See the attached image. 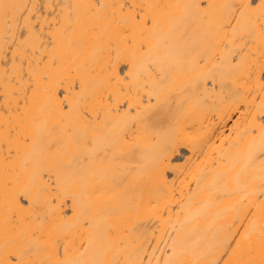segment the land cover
Returning <instances> with one entry per match:
<instances>
[{"label":"bare ground","instance_id":"bare-ground-1","mask_svg":"<svg viewBox=\"0 0 264 264\" xmlns=\"http://www.w3.org/2000/svg\"><path fill=\"white\" fill-rule=\"evenodd\" d=\"M0 264H264V0H0Z\"/></svg>","mask_w":264,"mask_h":264}]
</instances>
